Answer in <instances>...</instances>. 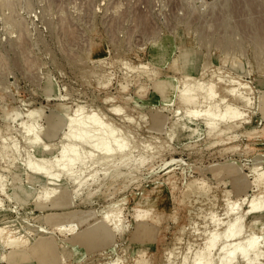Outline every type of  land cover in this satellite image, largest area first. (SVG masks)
<instances>
[{
	"label": "rangeland",
	"instance_id": "obj_1",
	"mask_svg": "<svg viewBox=\"0 0 264 264\" xmlns=\"http://www.w3.org/2000/svg\"><path fill=\"white\" fill-rule=\"evenodd\" d=\"M6 1L0 230L28 244L0 238V264H264V0ZM186 76L217 86L213 125L204 94L186 115ZM80 107L125 147L67 168L66 118ZM44 157L57 177L32 166ZM107 214L112 237L82 241ZM41 232L54 248L43 260Z\"/></svg>",
	"mask_w": 264,
	"mask_h": 264
},
{
	"label": "bare ground",
	"instance_id": "obj_2",
	"mask_svg": "<svg viewBox=\"0 0 264 264\" xmlns=\"http://www.w3.org/2000/svg\"><path fill=\"white\" fill-rule=\"evenodd\" d=\"M9 1L10 0H8L6 2H9ZM11 6H12V4H11ZM11 6H10V8H11ZM12 24H14V22ZM16 25H19V24H16ZM11 27H12V25H11ZM13 27H14V25H13ZM261 42H262V44H264V38H263V40L261 39ZM229 44H231V43H229ZM228 48H230V47H228ZM185 78H186V82L182 87V91L180 92V97L186 102V104L188 106H190L189 109L186 108V115H190V116L198 115L199 111L197 109H198V106L201 104L200 100L198 99V96H201L202 94H204V95H206V97L208 96V98L205 99V104H203V107L205 106V108H204L205 117L204 118L209 120L208 121L209 125H213V122H215L217 120L218 114L216 113V111H217L216 106L213 107L211 104V101H209V99L211 98L210 100H213L212 97L215 98L217 86L215 84H213L214 82H212V80L210 81V80H207L205 78L199 79V78H196L193 76H186ZM112 108L117 112L120 110L119 106L114 105V106H112ZM229 110H230L229 112H226L224 115L221 116L222 119L235 118L236 113L234 111H231V109H229ZM189 121L190 120L188 119L187 121H185V124H179L178 125L179 130L180 129L182 130V129L187 128V127H188V129H190L191 127L188 126ZM31 123H29V124L24 123L22 125V127L24 129H27L28 133L34 134V136H32V134H31V137H32L31 140L33 141V143L40 146L42 144V142L44 141V139L35 134V130H36L35 124L34 123L31 124ZM66 126H68V128H69V136H68L69 138H67L68 144L63 145L64 152H62V154H63L62 162H63V160L68 162L67 165L64 162L65 163L64 165H66L67 168L70 166L69 165L70 163L76 162L80 159L83 160V157H85V156H88L89 158L94 157L96 154H98V152H101V151L103 154L105 153V155H103L104 157L98 156V158H97V155H96L97 160L96 159L95 160L98 162L99 161L103 162L104 161L103 158H105V156L108 155V158H111L115 155V153L117 151H120L125 147L124 137L122 136L121 132L118 129H116V127L110 125V123H104L102 121V119L99 117V115L97 113H95L94 111H92L88 115H85L83 113V109L80 107L79 109H77L76 111H74L73 113H71L67 116ZM178 127H177V129H178ZM191 130H193V132L196 133L198 129H191ZM177 132H179V131L177 130ZM252 135H254V134H251L250 136H252ZM64 137H65V135H64ZM66 137H67V135H66ZM50 149H52V146H46L44 148V151L45 150L47 151ZM47 158L44 157L43 161H37L36 164H32L35 162L31 161L32 162L31 164H32V166L34 165V166H37V168H40L38 170L43 175H49V177H50L51 176L50 172L52 169V168H50V163H52L53 161L50 159H47ZM108 158H106V159H108ZM55 163H57V162L55 161ZM48 164H49V167H47ZM63 168H65V167H63ZM60 171H63V169L59 170V173H62ZM65 172H67V169ZM53 177L54 178L57 177V172L52 174L51 178H53ZM30 197H31V195L25 191L19 192L17 194V198L20 201H27V199ZM55 216L56 215H50V216L46 217L45 219L52 220V218H54ZM109 216H110V214H107V216L102 220V222L99 221L100 223L96 222L94 225L88 226V228L85 231H83V233L81 234V237H80L81 240L84 241L85 243H87L88 245H92L93 243H95L96 241H98L100 239L109 240L112 237V234H111L112 230L109 226L110 225V223H109L110 217ZM58 228H59V226H58ZM34 231L38 234L36 229H34ZM41 233H43V232H41ZM12 234H14V233H12ZM3 235H4V232L2 230H0V238L4 239V241H7L8 242L7 244L10 246L17 247V248H19V247H21V248L25 247L26 248V246L28 244L27 238L20 237L21 235L20 236L16 235V234L15 235H9V236L8 235L3 236ZM43 235H44V233L41 234V237L39 236L40 240L38 242V246H37V248H35L33 250L35 255H38V254L42 255L41 260L48 258L54 252V248L51 244L52 242L51 243L46 242L44 240ZM239 253L245 254L246 249H241L239 251Z\"/></svg>",
	"mask_w": 264,
	"mask_h": 264
}]
</instances>
